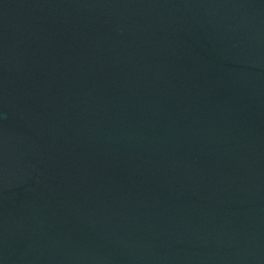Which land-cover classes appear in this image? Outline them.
Listing matches in <instances>:
<instances>
[{"label":"water","instance_id":"95a60500","mask_svg":"<svg viewBox=\"0 0 264 264\" xmlns=\"http://www.w3.org/2000/svg\"><path fill=\"white\" fill-rule=\"evenodd\" d=\"M0 264H264V0H0Z\"/></svg>","mask_w":264,"mask_h":264}]
</instances>
